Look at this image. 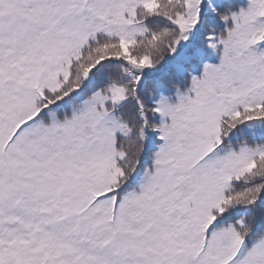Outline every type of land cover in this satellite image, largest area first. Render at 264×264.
<instances>
[{
  "label": "snow or ice",
  "instance_id": "snow-or-ice-1",
  "mask_svg": "<svg viewBox=\"0 0 264 264\" xmlns=\"http://www.w3.org/2000/svg\"><path fill=\"white\" fill-rule=\"evenodd\" d=\"M0 264H264V0H0Z\"/></svg>",
  "mask_w": 264,
  "mask_h": 264
}]
</instances>
